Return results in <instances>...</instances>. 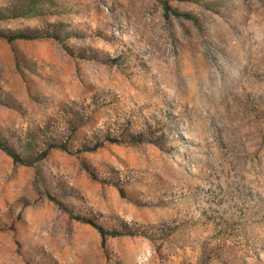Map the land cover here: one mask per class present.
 Wrapping results in <instances>:
<instances>
[{
	"label": "rangeland",
	"instance_id": "374dc122",
	"mask_svg": "<svg viewBox=\"0 0 264 264\" xmlns=\"http://www.w3.org/2000/svg\"><path fill=\"white\" fill-rule=\"evenodd\" d=\"M0 142V264H264V0H0Z\"/></svg>",
	"mask_w": 264,
	"mask_h": 264
},
{
	"label": "trees",
	"instance_id": "16d2710c",
	"mask_svg": "<svg viewBox=\"0 0 264 264\" xmlns=\"http://www.w3.org/2000/svg\"><path fill=\"white\" fill-rule=\"evenodd\" d=\"M164 7H165L166 10L170 9V6L168 5V3L166 1H164ZM173 13H177V12L174 11ZM16 37H22V34H20V33L16 34L15 33L13 35H9V40H12V39H14ZM0 147L4 148L14 159H19L18 158L19 155L16 152H14L12 149H10L5 143L0 142ZM61 147L63 149H66V144H62ZM47 152H48V150H44L39 155V158L45 156L47 154ZM88 221H90L94 226L97 227V229L99 230V232L101 233L102 236H106L108 234L113 235L115 233V231H109V230L105 229L103 226L93 222L92 220H88Z\"/></svg>",
	"mask_w": 264,
	"mask_h": 264
}]
</instances>
